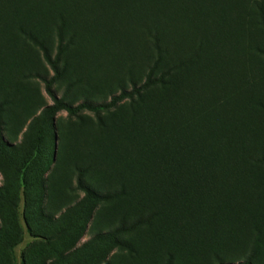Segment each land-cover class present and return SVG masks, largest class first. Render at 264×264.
Returning <instances> with one entry per match:
<instances>
[{"label":"rangeland","instance_id":"rangeland-1","mask_svg":"<svg viewBox=\"0 0 264 264\" xmlns=\"http://www.w3.org/2000/svg\"><path fill=\"white\" fill-rule=\"evenodd\" d=\"M6 1L0 0V26ZM39 1L33 2L27 18L13 9L0 28L6 44L0 56V264H264V105L256 103L264 84L262 90L247 85L243 68L229 62L220 71L221 85L206 103L195 105L197 112L223 93L239 91L198 124L205 126L206 144L214 145L209 147L214 157L204 163L230 154L215 147L220 139L239 144L254 159L244 168L252 180L241 184L238 196L223 205L203 200L192 206L190 197L198 191H184L177 205L157 199L146 184L149 173L143 166L149 163L119 159L105 145L122 133L119 127L127 125L128 115L134 118L133 110L143 112L137 101L98 115L66 112L65 105L108 103L112 90L101 86L86 93L87 87L70 86L75 60L59 64L61 73L55 77L40 47L19 29L24 24L34 29L33 37L45 35L54 60V21L39 18V12L46 14ZM120 1L98 5L112 24L120 15ZM216 1L209 16L228 24L239 40L256 35L264 50V29L248 32L231 11L217 8L218 1L226 0ZM8 60L12 63L5 64ZM246 60L264 72V55L248 54ZM157 65L162 72L173 64L161 58ZM22 70L27 74H19ZM195 73L179 65L163 76L171 80L172 90L149 89L147 96L178 97L179 85ZM122 78L114 86L117 94L132 89ZM43 79L54 81L51 88L59 103L47 94ZM262 99L264 104V94Z\"/></svg>","mask_w":264,"mask_h":264},{"label":"trees","instance_id":"trees-1","mask_svg":"<svg viewBox=\"0 0 264 264\" xmlns=\"http://www.w3.org/2000/svg\"><path fill=\"white\" fill-rule=\"evenodd\" d=\"M35 1L7 0L9 5L2 12L1 30L10 20L13 9L20 16L29 17ZM101 1L112 3L115 0H81L78 4L73 0L39 1L46 12H39V18L54 21L51 32L54 30L57 38V55L53 61L45 45V35H40V39L33 37L35 31L32 27L19 25L22 36L40 47L55 77L61 73L59 64L71 65L75 60V76L72 83L69 82L70 86L87 87L86 93L101 86L112 90L108 103L85 101L75 106L65 105L66 112L68 115L81 112L98 115L114 110L124 102L134 104L137 101L136 108L143 112L139 114L136 109L133 110L134 118L128 115L127 125L119 127L122 133L112 136L111 142L105 145H110L119 159L125 157V161L133 164L149 163L143 166L145 173H149L146 184L154 190L157 199L174 200L177 205L180 197L186 195L184 191H198V195L190 197L192 206L203 200L226 204L227 199L238 196L241 184H249L252 180L244 168L255 161L239 144L220 139L215 147L233 155L218 156L204 163V158L214 157L209 150L213 143L206 144L208 141L203 140L207 139L205 126L198 127V124L223 109L239 91L235 88L227 96L223 93L220 99L202 110H194L195 105L206 103L208 94L221 85L224 72L220 71L229 62L243 68L247 85L262 90L264 72L246 60L248 54L264 55L257 36L242 35L239 40L228 24L216 18L213 20L209 12L216 0H121L120 15L113 24L98 8ZM218 3V9L231 11L230 14L248 32H254L257 27L264 29V0H226L225 4L222 1ZM5 46L0 37V56L4 55ZM161 58L173 65L159 72L157 64ZM10 63L9 60L5 62ZM179 65L196 71L193 78L179 85V96L148 97L149 89H173L171 80L163 76L170 75ZM94 69L96 78L93 76ZM19 74L23 76L27 71L22 70ZM122 77L132 84V89L125 87L117 94L114 86L120 83ZM43 81L47 94L59 103L51 88L54 81ZM263 94L262 91L256 101L258 105H264ZM77 183L81 184L80 179ZM186 219L189 220V217Z\"/></svg>","mask_w":264,"mask_h":264}]
</instances>
